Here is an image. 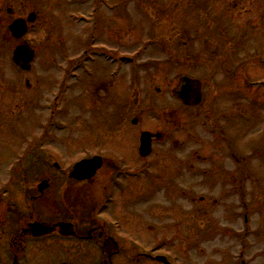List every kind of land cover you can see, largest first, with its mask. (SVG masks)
Wrapping results in <instances>:
<instances>
[{"label": "rangeland", "instance_id": "rangeland-1", "mask_svg": "<svg viewBox=\"0 0 264 264\" xmlns=\"http://www.w3.org/2000/svg\"><path fill=\"white\" fill-rule=\"evenodd\" d=\"M5 1L12 4L14 12L9 18L0 17L1 191L19 193L23 186L36 187L44 179L22 184V179L14 176L10 184L6 175L12 165L17 167L16 174L20 173L28 164L24 158H30L41 145L37 152L64 158L52 161L44 155L47 161L41 160V164H48L52 173L53 163L66 169L84 155L83 148L89 153L104 141H117L126 148L138 141L139 130L167 129L163 121L167 122L169 113H162L173 110L177 125L173 137L179 145L158 146V159L152 157L157 163L151 164L147 175L125 181L129 188L121 193L114 189L112 210L102 211L119 220L122 233L138 245L155 247L159 254L166 251L174 264H264V0H106L108 5L94 13L92 0ZM31 11L37 20L24 39L37 54L31 71L24 74L10 63L14 42L6 33V21L25 19ZM95 23L103 27L98 29L101 40L113 29L114 45H97L102 60L93 65L85 58L93 44L101 42L86 44ZM113 52L132 58L133 64L104 59ZM83 56L81 65L68 75ZM81 68L98 82L105 79L106 71L112 72V98L104 101L97 97L95 91L100 87L94 86L92 76L81 79ZM183 76L200 83L202 106L225 116L226 139L234 134L230 146L234 142L240 146L236 152L242 158L252 152L249 181L242 189L223 183V188L220 184L214 188L211 181L217 178L208 180L201 173L206 165L194 157L189 161L196 149V142L184 133L191 114L171 90ZM63 85L69 88L60 98ZM145 109L139 129L130 123L132 114L128 120L116 115ZM193 131L205 141L200 126ZM228 145L226 141V162ZM125 148L120 152L134 166L130 167L138 170L136 157ZM59 150L63 157L53 153ZM199 152L205 155L209 151ZM163 156V161L166 156L174 161L168 165L172 178L161 183L156 181L159 174L155 170L161 169ZM34 168L41 170L36 164ZM58 180L51 185L58 191H48L50 218L60 217L62 199L92 192L91 185L79 191L75 183L68 182L67 173ZM96 196L95 192L90 200H98ZM79 212L78 217H91L90 211ZM118 243L123 245L122 257L114 259V264H154L141 249H133L127 241ZM99 256L96 259L100 260Z\"/></svg>", "mask_w": 264, "mask_h": 264}, {"label": "flooded vegetation", "instance_id": "flooded-vegetation-1", "mask_svg": "<svg viewBox=\"0 0 264 264\" xmlns=\"http://www.w3.org/2000/svg\"><path fill=\"white\" fill-rule=\"evenodd\" d=\"M5 2V0H0V17L1 15L4 17L7 15L9 18L13 15L14 9L11 3L5 4ZM0 24L2 23L0 22ZM99 28H103L102 25L98 26L95 23V25L92 26L88 43L91 41L93 44L94 40L97 41L100 39L98 36ZM106 37V40L100 39L101 42H99V44L95 43V45L93 44L92 46L89 56L93 60V65L98 62V59L102 60L101 51L97 45L108 46L109 48H112L114 45L113 29L109 28L107 30ZM114 52L112 55H109L110 58L104 53V59H110L112 61L114 57H117V59L121 61L132 63V61L126 60L124 57L117 56ZM84 58L85 56L77 60L76 65L78 67L81 65ZM81 69H79L80 74L82 73ZM111 75L112 72L107 74L106 71L105 79H98L99 82L96 76L91 75L93 77L92 83L94 86L96 88H98V86L100 87L95 91L96 96L101 97L104 101H108L109 98H112L110 96L112 82L109 80ZM80 77L82 79L84 77L83 74H81ZM178 88L179 83L176 82L171 89L172 93L177 92ZM201 104L202 101L197 106H184L191 114L187 122L189 127H185L186 132L184 133H186V137L191 141L196 142V149H193L188 156L189 161L191 157H194L198 162L206 165L203 166L205 169L201 173L203 177H207L208 180L217 178V180L211 181L214 188H217L219 184L221 188H223V183L235 188L237 187L236 189L240 190L247 183V160L245 161L242 159L236 152V148L240 146H237L235 142L234 145L232 144V146H230V142L232 140L234 141V134L231 139H226V129L224 126L225 116L215 115L212 108L204 107ZM124 109L125 108H123V111ZM130 112H119L116 115H118L119 120L120 118L128 120L132 114L133 118H130V123L134 126L133 129L142 128L143 124L141 120H143L144 115L147 113L146 109L142 112ZM162 114L169 115L167 118L164 116L168 123L163 121V123L167 125V129H143L138 131V133L149 132L152 136L150 139L151 152L147 158H141L139 156V141H136L133 146L132 144H130V147L126 146V148L117 144V141H104L91 150L90 155H82L80 157L82 159L100 156L102 158V167L93 179L86 182H75L74 187H77L79 191L86 190L87 187L91 185L92 192L88 194L85 191L83 197L79 195L73 200L65 198L67 194L62 196L65 199H62L59 203L60 206L63 207V212L60 213V217L50 218L49 213L50 194L48 191L51 189H53L51 190L52 193L58 191L56 187H51L54 182H59V177H53V175L58 176L56 172L49 176L47 175L46 181L49 185L41 191L37 184L36 187L34 185L23 186L19 193L16 191L9 192L10 190L8 189H6V191H1L0 188V264H114V259L122 257L120 250L123 245H120L118 242L129 241L130 238L126 236L125 233H122L123 228L119 220L112 218L108 213L102 211L105 208L112 210L110 207H112L114 203V194L111 193V197L106 199V197H109L106 192L111 188L121 193L129 188L125 181L128 179L130 180V178L134 179L146 176L148 167L156 162L155 160L152 161V157H154V159H158L159 157L157 149L158 146L162 147V143H169L174 147L179 145L177 142L178 140L173 137V134L177 133V125L175 126L176 119H173L174 111H164ZM133 120L136 121V124H133ZM221 120L223 122L222 124L220 122ZM117 125H120V123ZM198 126H200L202 132L206 134V137H202L205 141H202L201 137L198 138L197 134L193 131V128ZM188 128L191 130H187ZM226 141L229 143L227 147L229 154L228 162H226ZM124 148L125 151L130 152L131 156L136 157L133 160L136 163L135 165H140V169L135 170L130 167L134 166L130 165V162H127V157L120 152V150ZM199 150L209 152L202 155ZM163 160L164 156L160 158L161 169L158 171L155 170L156 173L159 174L156 175V181H160L161 183L163 179L172 178L171 169H169L168 165H171L174 158L172 156H166L165 161ZM161 161L164 162L165 165H161ZM230 165L233 166L231 169H229ZM189 167L194 171V165ZM42 172L43 176L48 174V172L50 173L49 170H44ZM22 173L23 172L20 174L22 184L34 181V179H38V177L41 178L39 174L33 173L31 169ZM98 175L102 176L99 180L97 179ZM61 177H64V173L61 174ZM13 180L14 177L8 179L7 183L13 184ZM100 190H102V192ZM95 192L97 193L96 197L98 200H90ZM200 200L205 201L204 198ZM64 210L69 212L68 215H73L72 218L68 217ZM77 210L90 211L91 217H87L86 214L78 217V214L81 213ZM103 215L107 216V218H104ZM63 223L68 225L66 229L59 227L60 224ZM37 226L41 231L40 235L36 228ZM50 227H53V232L46 233V230ZM96 249H99L98 254H100V260L96 259L98 255ZM148 259L150 262L155 263L152 257H148Z\"/></svg>", "mask_w": 264, "mask_h": 264}, {"label": "water", "instance_id": "water-1", "mask_svg": "<svg viewBox=\"0 0 264 264\" xmlns=\"http://www.w3.org/2000/svg\"><path fill=\"white\" fill-rule=\"evenodd\" d=\"M34 19L35 15L31 14L28 17V22H33ZM9 30L13 38L20 39L27 32L26 23L23 20H16L9 26ZM33 60L34 51L26 45H20L16 47L11 57V63L18 67L20 71L25 73L30 71ZM182 83L183 85L177 94V98L185 105L198 104L200 102L198 90L193 88L191 81L187 78L182 79ZM148 141L149 135L143 134L141 137V150H144L146 147L148 149ZM147 153L148 151H146L144 154ZM98 164L99 162L94 160L89 162H80L75 166V171L73 174H71V177L77 179L90 178L94 174L95 170L99 167ZM36 228L38 229L40 235L41 231L39 230L38 226ZM49 232H51V230Z\"/></svg>", "mask_w": 264, "mask_h": 264}]
</instances>
